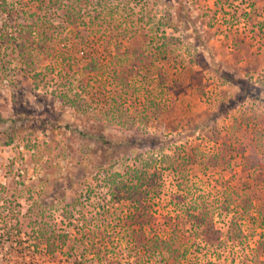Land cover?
I'll list each match as a JSON object with an SVG mask.
<instances>
[{
    "label": "rangeland",
    "instance_id": "374dc122",
    "mask_svg": "<svg viewBox=\"0 0 264 264\" xmlns=\"http://www.w3.org/2000/svg\"><path fill=\"white\" fill-rule=\"evenodd\" d=\"M43 1L0 8L59 26L39 64L30 45L0 48V264H74L85 235L132 233L174 240L165 264H264V0ZM115 173L137 176L136 196L113 195ZM137 197L151 216L130 224ZM203 199L216 209L194 225L218 233L197 238L176 222ZM236 226L247 248L227 239Z\"/></svg>",
    "mask_w": 264,
    "mask_h": 264
},
{
    "label": "trees",
    "instance_id": "16d2710c",
    "mask_svg": "<svg viewBox=\"0 0 264 264\" xmlns=\"http://www.w3.org/2000/svg\"><path fill=\"white\" fill-rule=\"evenodd\" d=\"M13 1V0H12ZM17 0L9 3L8 0H0V8L4 9L6 8V5H15L14 3H16ZM39 3H43V0H38ZM53 1V0H52ZM51 1V2H52ZM59 1V0H56ZM46 3H50V0H48V2ZM35 5H39L38 3ZM19 6L20 9H23V7H27V0H20L19 2ZM42 9V8H41ZM10 12H14L13 10L11 11H7V16L13 14ZM46 11H44L42 15L35 13L34 17L31 18V22L29 23L28 26H19L21 25L20 20H15V19H10V20H4L1 21L0 20V48L2 47V45H7V44H11L13 45L17 52L18 55H21L22 57L25 55V46L26 45H30V49H31V54H33V56L30 57V61L39 64L40 61L42 60H47L48 57L49 58H53V56L56 54L55 48H56V43L58 42L59 38L56 34H50V35H45L43 33V31L45 30V28H53V29H57L59 28V26L54 22V18L50 17V15L48 13H45ZM75 15H71L69 13L66 14H62L60 16V21H58L57 23L59 25H62L68 21H70V19H74ZM79 17V15H78ZM76 18V17H75ZM78 19V18H77ZM26 25V24H25ZM20 27V28H19ZM30 28V29H29ZM31 28H35L36 31L31 30ZM28 29V30H27ZM41 29V30H40ZM26 57V55H25ZM63 65L65 66V60L63 62ZM72 67V66H71ZM66 68V67H65ZM70 69V67H69ZM90 69H94L95 71H98L96 69H98V67H93ZM68 71V70H67ZM112 77V76H111ZM122 84V82H120ZM135 177L137 178L136 175H134V177L132 178L131 175H129V182H125L127 180V178L125 179V177L123 175H120L119 173H115L112 176V184H110V187L112 188V192L113 195L117 198L121 197L120 194H118L119 192H123V193H128V195H132L133 197L136 196V189L137 186L136 184H133L135 182ZM145 177V176H144ZM180 177V174H179ZM120 178V179H119ZM125 179V180H124ZM142 182H144L145 180L142 179L140 180ZM125 183H131V187L126 188L125 187ZM118 184H121L120 186H116ZM117 187L119 189H117ZM121 189V190H120ZM128 189V190H127ZM116 190L117 192L115 193ZM128 191V192H127ZM229 193L228 196L229 197ZM114 199V198H113ZM135 201L137 204V206H135V211L133 213V221L130 222L131 223H138V220L140 219L139 217H141L142 215H147V217L149 218L150 212H151V208L149 207V205H145V203L143 201L140 200V198H136ZM99 212V218H97L98 221H100V225L101 223H105V219L108 215H112L113 212L112 210H110V206L105 204H101V208ZM216 209V206H214L212 204V202L203 199L202 202L200 201H194L193 204H186L183 205L181 207V212L183 213L184 219H180L178 218L176 224L177 227L181 224V223H186L189 222V219H191V221L193 222V224H191V226L193 228L192 232L191 229L188 232L189 235L195 236V237H200L201 234L203 233V237L208 238V234L209 230L214 234L212 236H215V234L218 233V230L215 228L211 227H205L207 229L205 230H201V232H198V228L194 225V223H205L209 220V218L211 217L213 210ZM147 218V219H148ZM128 221V222H129ZM145 221V220H144ZM142 223V222H140ZM86 224V221L83 223ZM82 224V225H83ZM98 224V225H99ZM234 224V223H233ZM233 226V225H232ZM82 229L84 230V228L82 227ZM144 229V228H143ZM205 232V233H204ZM192 233V234H191ZM43 236V235H42ZM62 239L61 242L62 243H66V239L68 238V234H62ZM90 237V238H88ZM194 237V238H195ZM217 237V236H216ZM88 238V240L90 242H88V247H87V252H81L80 254H75V250L74 246L71 244L70 246V252H72V250L74 251V254H71L72 256H76V258H74V264H86L87 261H91V260H95L98 262V264H105V262H107V260L111 261L112 259L115 261L116 264H124L125 260H123L124 258H120L121 255H119L120 253H118V250H122V247L127 244V246H130V254L133 253V255L135 256H131V257H135L134 264H165L166 263V257L168 255H170V253H175L177 252L178 247H176L173 244V241H169L165 238H160V237H155V238H151L150 240H146V237L143 235H138V234H130L129 236H121V235H117V236H107V235H101L99 236V239H97L98 237L96 236H86L84 237V239ZM160 238V239H159ZM45 243L47 245V251L49 253V255H53L54 251H55V247H56V242L54 240V238H52L51 236H45L44 238ZM191 239V237L189 238ZM227 239L231 240V241H243V239H245L246 244H244L243 246L247 248L248 247V236L247 235H243L241 228L236 226V227H231L227 229ZM87 240V239H86ZM261 249H264V245H262L260 247ZM117 250V251H116ZM133 250V251H132ZM113 253V254H111ZM169 253V254H168ZM113 257V258H111ZM175 264H178V262H174ZM172 263V264H173Z\"/></svg>",
    "mask_w": 264,
    "mask_h": 264
}]
</instances>
